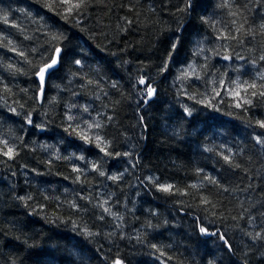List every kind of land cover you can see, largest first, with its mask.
I'll return each instance as SVG.
<instances>
[{"label":"trees","instance_id":"1","mask_svg":"<svg viewBox=\"0 0 264 264\" xmlns=\"http://www.w3.org/2000/svg\"><path fill=\"white\" fill-rule=\"evenodd\" d=\"M262 26L264 0H0V264H264Z\"/></svg>","mask_w":264,"mask_h":264},{"label":"snow or ice","instance_id":"2","mask_svg":"<svg viewBox=\"0 0 264 264\" xmlns=\"http://www.w3.org/2000/svg\"><path fill=\"white\" fill-rule=\"evenodd\" d=\"M67 2H68V0H65V3H67ZM73 7H75V8H79V7H80V4L73 5ZM69 11H71V9H69ZM262 27H264V26H262ZM238 31H239V29H238ZM12 50L15 51V49H12ZM59 53H60V49L57 48V49H56L57 57L59 56ZM19 54H20V55H23V53H19ZM229 58H230V57H225V59H229ZM261 59H264V56H262ZM57 63H58V60H57L56 58H51V59H50V62H45V64H44L43 67H39V68H38V70H37V75L39 76V79H40V83H41V85H43V82H44V80H45V75H46L47 73H49L50 70H52V69L54 68V66H55ZM76 63L79 64L80 61L77 60ZM139 83L142 84V85H144V84H146V81H145L143 78H141V79L139 80ZM250 87H251V88H256V84L253 83V84L250 85ZM42 92H43V88L41 87V93H42ZM154 92H155V89H153L150 85H148L147 88H146V95H147L148 97H151V96L154 94ZM217 94H219V93H217ZM237 95H238V93H237ZM253 95H255V92L253 93ZM261 95H264V92H262ZM237 106H239V105H237ZM69 119H71V117H69ZM28 123H32L30 117L28 118ZM257 123L259 124V126H260L261 128H264V121H258ZM96 126L99 127V125H96ZM82 138L85 139L86 141L89 139L87 136H84V137H82ZM96 139H97V141H99L101 138H100L99 136H97ZM3 143H4L5 148H7V151L4 152V155L9 156V158H11V157H12V154L14 153V149L8 147L7 141H4ZM257 143H258V144H261V145H264V139H261L260 137H257ZM101 150L103 151V149H101ZM224 159H225L226 161H228V160H229V157L225 156ZM94 167H95V166H94ZM77 170H78V169H77ZM100 174H101V175H104L103 172H101ZM117 178H118V177H115V176L111 177V179H117ZM160 188H161L162 191L169 192V191L172 189V186H171V185L160 186ZM21 199H23V197H21ZM204 202L207 203L208 201L205 200ZM105 211H108V209H105ZM200 231H201L202 233H206V232H207V229H205V228L202 227V228L200 229ZM220 238H221L222 240L224 239L223 236H221ZM255 238H259V234H257V237H254V239H255ZM224 243H225V244H228V241H227V240H224ZM153 247H155V245H153ZM229 247H231V246L229 245ZM115 264H121V262H120L119 260H117V261L115 262Z\"/></svg>","mask_w":264,"mask_h":264},{"label":"water","instance_id":"3","mask_svg":"<svg viewBox=\"0 0 264 264\" xmlns=\"http://www.w3.org/2000/svg\"><path fill=\"white\" fill-rule=\"evenodd\" d=\"M60 55H61V49H60V53H59V56H58V57H57V54H56V51H55L53 58H56V59L58 60V63L54 66V68H53L52 70H50L49 73H47V74L45 75V80H44V82H43V85H41V83H40L39 76L36 75L37 80H38V83H39V87H40L39 92H38V100H39V101L42 100L43 95H44V93H45L46 84H47V80H48V78H49V75H50L51 72H52L54 69H56V68L59 66V64H60ZM49 62H50V61H49ZM43 66H44V65H43ZM43 66H42V67H43ZM41 87L43 88V92H42V93H41ZM155 93H156V89H155L154 94H153L151 97H148V100L146 101L145 104H148V103L154 98ZM224 240H225V238L223 239V241H224Z\"/></svg>","mask_w":264,"mask_h":264},{"label":"bare ground","instance_id":"4","mask_svg":"<svg viewBox=\"0 0 264 264\" xmlns=\"http://www.w3.org/2000/svg\"><path fill=\"white\" fill-rule=\"evenodd\" d=\"M58 67H59V66H58ZM58 67H57V68H58ZM57 68H56V69H57ZM54 70H55V69H54ZM54 70H53V71H54ZM53 71H52V72H53ZM52 72H51V73H52ZM49 76H50V75H49ZM47 81H48V80H47ZM44 95H45V94H44ZM44 95H43V98H42V100H41V101H39L40 103L43 101V99H44Z\"/></svg>","mask_w":264,"mask_h":264}]
</instances>
